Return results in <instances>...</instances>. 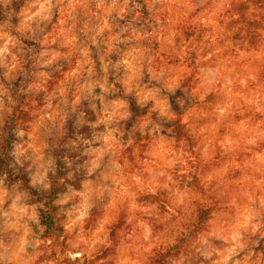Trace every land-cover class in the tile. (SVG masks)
I'll list each match as a JSON object with an SVG mask.
<instances>
[{"label":"rangeland","instance_id":"rangeland-1","mask_svg":"<svg viewBox=\"0 0 264 264\" xmlns=\"http://www.w3.org/2000/svg\"><path fill=\"white\" fill-rule=\"evenodd\" d=\"M244 1L0 0V264H65L7 166L65 182L77 264H264V6Z\"/></svg>","mask_w":264,"mask_h":264},{"label":"trees","instance_id":"trees-1","mask_svg":"<svg viewBox=\"0 0 264 264\" xmlns=\"http://www.w3.org/2000/svg\"><path fill=\"white\" fill-rule=\"evenodd\" d=\"M248 0H245L243 4H246V10L248 7L247 2ZM252 3L259 7L260 3H263L264 6V0H252ZM241 4V3H240ZM260 8V7H259ZM248 15L246 11V16ZM248 19V18H247ZM21 102V101H20ZM18 101V104H15L12 106V113H16L20 106V103ZM20 103V104H19ZM26 105V104H25ZM11 113V114H12ZM12 120V123L15 122L17 117L14 115L10 118ZM176 130H174V136L179 137L184 132L182 131V125H180L179 119L174 120L171 123ZM182 133V134H181ZM14 137V134L8 132L7 133V142L3 146L2 153L4 156H0V162H11L12 156H11V147L12 143L11 138ZM10 148V149H9ZM9 149V150H8ZM8 165V164H6ZM5 165V167H6ZM59 177V176H58ZM58 177L52 176L50 178L49 187L45 190H38L34 188L27 178L26 174L22 172H15L10 167L7 166L6 168V175L4 177V180L8 183L13 182H20L21 185L29 192V194L34 198V201L39 204V213L38 218L40 223L43 226L42 231V238L49 241V243L52 246V255L62 262H65V264H77V259L72 258L69 251L68 246L65 242L64 236L62 234L61 230V224L60 219L58 216V204L56 203V199L59 195V193L65 189V182L62 180H58ZM204 212L202 213V215ZM119 227V223H113L111 225L110 235L114 236L116 228ZM107 249V248H106Z\"/></svg>","mask_w":264,"mask_h":264}]
</instances>
